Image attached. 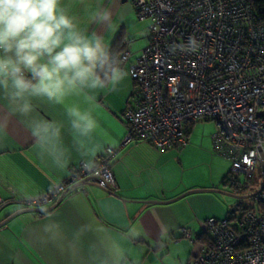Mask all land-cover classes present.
I'll return each instance as SVG.
<instances>
[{
  "label": "crops",
  "instance_id": "1",
  "mask_svg": "<svg viewBox=\"0 0 264 264\" xmlns=\"http://www.w3.org/2000/svg\"><path fill=\"white\" fill-rule=\"evenodd\" d=\"M61 6L86 36H101L109 48L121 34L131 56L121 63L126 76L116 90L98 91L94 103L79 95L62 103L33 98L32 111L23 115L0 93V198L10 201L0 208V264H190L201 246L189 240L202 222L231 211L214 191L230 172L221 156H215L220 181L171 186L167 154L136 141L110 159L115 188L89 183L41 208L19 203L59 183L79 161L94 164L106 147L118 148L123 111L137 88L128 70L147 43L148 28L137 21L132 0H61ZM71 106L91 112L93 131L72 127Z\"/></svg>",
  "mask_w": 264,
  "mask_h": 264
},
{
  "label": "built area",
  "instance_id": "2",
  "mask_svg": "<svg viewBox=\"0 0 264 264\" xmlns=\"http://www.w3.org/2000/svg\"><path fill=\"white\" fill-rule=\"evenodd\" d=\"M132 6L148 21V34L128 70L137 88L123 111L126 131L118 148L106 147L94 164L79 161L21 205L53 204L81 181L111 190L116 150L136 141L160 151L182 147L188 125L198 119L215 121L213 147L230 161L234 179L257 168L264 178V20L247 0H132ZM118 56L124 63L131 53ZM251 197L254 208L202 222L212 243L190 264H264V189ZM9 202L0 198V208Z\"/></svg>",
  "mask_w": 264,
  "mask_h": 264
},
{
  "label": "clouds",
  "instance_id": "3",
  "mask_svg": "<svg viewBox=\"0 0 264 264\" xmlns=\"http://www.w3.org/2000/svg\"><path fill=\"white\" fill-rule=\"evenodd\" d=\"M121 63L101 36L78 28L61 0H0V93L21 114L32 111L33 98L94 103L98 91H115L124 79ZM66 111L83 134L95 128L90 111Z\"/></svg>",
  "mask_w": 264,
  "mask_h": 264
},
{
  "label": "rangeland",
  "instance_id": "4",
  "mask_svg": "<svg viewBox=\"0 0 264 264\" xmlns=\"http://www.w3.org/2000/svg\"><path fill=\"white\" fill-rule=\"evenodd\" d=\"M136 19L140 22L137 17ZM141 22L142 28H148V21ZM189 129L190 134L187 143L184 146L179 148L175 147L162 152L167 154L165 159L167 184L189 188L208 187L212 184V181H220L223 177L222 173H220L221 164L216 162L215 156L218 155L223 157L226 164H230V161L220 155L213 147L212 135L217 130L215 121L198 119L189 125ZM229 164L228 170L230 169ZM260 171L261 169L257 168L250 177L240 175L237 180L233 181V184L243 186V190L239 193L240 195L252 194L257 190L262 179ZM234 186L235 185H232L231 183L221 185V188L214 189L234 193ZM218 197L222 200L226 209H231L232 205L237 201L235 198L222 194H218ZM242 203L248 205L251 203V199L244 198ZM235 213L237 215L239 211H236ZM189 241L193 242V239H190Z\"/></svg>",
  "mask_w": 264,
  "mask_h": 264
},
{
  "label": "trees",
  "instance_id": "5",
  "mask_svg": "<svg viewBox=\"0 0 264 264\" xmlns=\"http://www.w3.org/2000/svg\"><path fill=\"white\" fill-rule=\"evenodd\" d=\"M247 2L251 6V8L254 11L255 15L258 16L261 20H264V0H247ZM120 39H121V34L118 35V37L116 38V40L114 41V43L110 47V49L112 51H114L115 53H117V54H119L121 51H123L125 49L124 46L121 45ZM192 123H194V122H191L190 124H192ZM189 125H188V127L186 129L187 140H188V134H189ZM235 180H237V179H234L232 174L229 172V174H227L226 177H224L223 184L227 185L228 183H232V185H235L234 186V190H235L234 192L241 193V191L243 190V186H241L239 184L238 185L237 184H233V181H235ZM250 199H251V203L250 204L244 205L241 202L239 205H237V208H236V210L234 212L230 211L229 214L231 215V217H235L236 216V213H235L236 211L241 212L242 210H245V209L254 208L253 202H252V197H250ZM259 207H261V208H259ZM259 207H258L259 209H264V206H259ZM193 241L199 243L201 248L210 247V244L212 243V240L210 239V237H208L203 231L199 232L195 236V238H193Z\"/></svg>",
  "mask_w": 264,
  "mask_h": 264
},
{
  "label": "water",
  "instance_id": "6",
  "mask_svg": "<svg viewBox=\"0 0 264 264\" xmlns=\"http://www.w3.org/2000/svg\"><path fill=\"white\" fill-rule=\"evenodd\" d=\"M262 163H264V160H262ZM264 165V164H262ZM262 169H264V166H262ZM84 184H89V182H86V181H81V182H78L74 185H72L71 187H69L65 192H67L69 189L73 188V187H76V186H79V185H84ZM105 189H108V188H105ZM262 189H264V178H262V181L259 185V187L257 188V190L252 193V194H248V195H240V194H236V193H229V192H224L222 190H214L215 192L219 193V194H222V195H226V196H229V197H232V198H235L237 199L238 201H236L232 207H231V211L234 212L237 208V205H239L241 203V200L244 199V198H250L251 196H253L254 194L258 193L259 191H261ZM64 192V193H65ZM62 193L61 196L58 198L57 200V203L61 200L62 198V195L64 194Z\"/></svg>",
  "mask_w": 264,
  "mask_h": 264
},
{
  "label": "flooded vegetation",
  "instance_id": "7",
  "mask_svg": "<svg viewBox=\"0 0 264 264\" xmlns=\"http://www.w3.org/2000/svg\"><path fill=\"white\" fill-rule=\"evenodd\" d=\"M234 193H236V192H234ZM236 194H239V193H236ZM243 200V199H242ZM242 200H241V202H242ZM238 201V200H237Z\"/></svg>",
  "mask_w": 264,
  "mask_h": 264
}]
</instances>
